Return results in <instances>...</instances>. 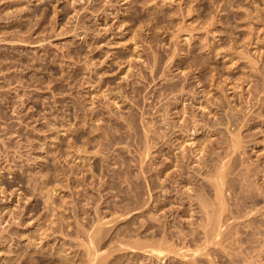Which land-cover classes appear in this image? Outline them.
I'll list each match as a JSON object with an SVG mask.
<instances>
[{"label":"rangeland","instance_id":"rangeland-1","mask_svg":"<svg viewBox=\"0 0 264 264\" xmlns=\"http://www.w3.org/2000/svg\"><path fill=\"white\" fill-rule=\"evenodd\" d=\"M163 1L0 0V237H3L0 238V264H91L90 249L100 253L95 261L100 264H233L230 257L235 255V264L245 263L244 253L237 254L241 249L237 245L230 242L222 245L218 238L210 244L206 242L199 227L203 213L198 204L190 205L187 195L190 186L208 182L206 167L193 161L195 158L189 151L207 143L208 150L214 151L213 155H207L209 164L221 155L223 158L230 143L225 128L228 124L217 126L223 128V133L208 127L193 136L183 133L178 140L172 135V142H176V147L181 143V150L166 149L170 155L168 160V155L156 150L157 146L153 148V138L149 142L145 136L142 139L145 132L139 120L143 118L140 111L142 107L148 110L151 107L136 91L144 83V75H149L148 60L153 61L158 55L169 59L166 60L169 70L165 66V77L160 75L154 82L158 84L149 87L147 92L152 88L160 92L168 81L185 82V72L188 73L186 84L200 91L205 86L203 82L199 84L196 76L203 75L205 89L209 88L207 96L202 97L201 92L198 102L190 104L191 100H182L176 106L170 98L173 102L170 108H174L169 120L180 126L181 117L189 116L192 111L203 119L200 122L205 123V118L209 122L213 120L211 124L216 120L227 121L226 110L231 106L236 113L239 111L242 119H245L244 113L248 114L251 120L245 121L250 124L243 126L248 128H243L240 135L242 148L229 158L235 157L240 165L235 171H244L243 164L248 163L261 165L263 169L264 0ZM171 53L177 57L171 55V59ZM194 56L201 62L197 68L190 66ZM178 64L182 65L180 69ZM163 101L154 99L158 106ZM216 101L225 105L219 107ZM200 102L210 105L203 110ZM131 114L139 117L141 129L136 132L141 134L142 130L141 135L134 134V129V132L129 130L125 118ZM128 132L134 134L133 138ZM138 136H141L139 142L145 140L146 145L152 146L145 162L140 161L145 142L141 145ZM138 147H144L139 150L142 153L137 151ZM182 150L191 154L190 169H185L183 178L176 174V182L165 180L170 172L178 170L175 158ZM244 156L246 162H242ZM140 166L146 172L142 173ZM127 171L135 181L147 182L149 186L145 184V188L141 184L145 194ZM129 176L136 185L130 183ZM254 176L255 183L264 185L263 173ZM153 181L159 188L150 185ZM236 182L240 184V178ZM163 183L171 187L168 186L166 193L161 191ZM137 193L141 198L138 203L132 201ZM138 194L135 199H139ZM203 194L210 200L211 195ZM180 195H185L184 199ZM263 218L264 215L257 217ZM80 227L86 232L80 231ZM87 229L91 234L94 229L99 232L94 236L95 241L90 240ZM253 238L254 254L259 253L260 259L257 264H264L263 232ZM152 242L161 249L167 246L164 249L167 252L158 256V251H154L157 254L150 251V246L151 250L156 247ZM162 243L166 245L162 247Z\"/></svg>","mask_w":264,"mask_h":264},{"label":"bare ground","instance_id":"bare-ground-1","mask_svg":"<svg viewBox=\"0 0 264 264\" xmlns=\"http://www.w3.org/2000/svg\"><path fill=\"white\" fill-rule=\"evenodd\" d=\"M77 1H79V0H77ZM147 1V0H146ZM165 1V0H164ZM163 1V2H164ZM166 1H168V0H166ZM173 1L171 0V3H172ZM74 3V2H73ZM76 4V3H75ZM157 4V3H156ZM167 4V3H166ZM82 7V6H81ZM132 8V7H131ZM187 8V7H186ZM181 9V8H180ZM183 10V9H182ZM182 10H180V11H182ZM187 11H189V10H191V8L188 10V9H186ZM188 13V12H187ZM186 13V14H187ZM247 13H249V12H247ZM183 16V15H182ZM249 16H251V15H249ZM184 18V17H183ZM155 19V18H154ZM183 20V19H182ZM185 20V19H184ZM218 20V19H217ZM216 20V21H217ZM182 22V21H181ZM185 22V21H184ZM215 22V21H214ZM186 24V23H185ZM214 24V23H213ZM187 27V26H186ZM193 27V26H192ZM183 28H185L184 26H183ZM188 28V27H187ZM186 28V29H187ZM176 29H178V28H176ZM193 29H194V27H193ZM193 29H192V31H193ZM178 30H180V29H178ZM178 30H176V31H178ZM183 30V29H182ZM187 30H189V28L187 29ZM181 31V30H180ZM180 31H178L179 33H180ZM190 31V30H189ZM191 31V32H192ZM174 32V31H173ZM185 32H186V30H185ZM190 32V33H191ZM153 33V32H152ZM175 34V36H177L176 35V32L174 33ZM178 34V33H177ZM181 34V33H180ZM193 34V33H192ZM192 36V35H191ZM178 37V36H177ZM176 37V38H177ZM193 37V36H192ZM190 38V37H189ZM185 39V38H184ZM191 39V38H190ZM205 39V38H204ZM176 40V39H175ZM186 40H188V38L186 39ZM232 40V39H231ZM152 42V41H151ZM175 42V41H174ZM187 42V41H186ZM189 42V41H188ZM184 44V43H183ZM183 44H182V46H183ZM206 44V43H205ZM181 45V44H180ZM176 46V45H175ZM207 46V45H206ZM191 47V46H190ZM173 48V47H172ZM171 48V49H172ZM195 48V47H194ZM210 48V47H209ZM221 48V47H220ZM170 49V50H171ZM177 49V48H176ZM214 49V48H213ZM158 50V49H157ZM175 50V49H174ZM173 49H172V51H173V53L174 54H176L177 55V52H176V50L174 51ZM155 51V50H154ZM179 52V51H178ZM152 53H154V52H152ZM156 53V52H155ZM173 53H171L170 54V58L171 59H173L174 57H173ZM182 53V52H181ZM159 53H156V55H158ZM173 54V55H172ZM179 54V53H178ZM171 55H172V57H171ZM154 56V55H153ZM167 56V55H166ZM169 56V55H168ZM177 57V56H176ZM146 59H148V58H146ZM151 59V58H150ZM168 58H165V56H154L153 57V61H150L149 62V60H148V67H149V69H150V72H149V75H144V77H143V79H144V83L140 86V87H138L137 86V95H138V97H140V96H142L143 97V99L144 100H146L147 101V103H148V105H150V109L148 110L147 108H146V106L145 107H142V109H141V107H140V109H141V113H142V115H141V117H143L142 119H139V117L137 118V115H132V116H128L129 118H125L126 120H127V125H128V127H129V130H130V128H131V131H133V129H134V131H135V133L134 134H136L137 132H138V128H139V131H140V125H139V120H141V122H142V124H143V128H142V130L145 132L144 133V135H141L142 134V130H141V134L140 133H137V135L138 134H140L141 136H143V138L142 139H144V136H145V140L147 141V142H149L150 141V139L151 138H153V148L155 147V146H157L158 147V149L156 148V150L157 151H160L161 152V154L162 155H168V157H166V158H168V160H169V157H170V155H169V153L167 154L166 153V149H169V152H172V151H174L175 149H177V148H180L181 147V143H180V145H178L177 147H176V145H175V143L174 142H172L173 140L171 139L173 136L172 135H174V137H177L176 139L178 140L179 138H181V137H183V136H181V135H184L183 133H185V134H188V135H194L196 132H198L200 129H204V130H206L208 127H212V129H214V130H216V131H219L220 133H223V128L222 129H220V127H217V126H220L221 124H228L227 126L228 127H225V128H227V140H228V138H229V141H230V143H229V145H228V150H227V155H225L223 158H221V154H219V155H221V156H219L220 157V159H212V160H215V162L214 161H212V163H208V158H207V155L209 156L210 154H212L213 155V153H214V151H209L208 150V147L210 146V144H207L206 143V145H209L208 147H206V145H204L203 147H201L200 149H198V147H197V149L195 150V149H192V151H189V152H191V154H192V156L195 158V160H193V161H195V162H197L198 164H199V166L200 167H206V169H207V171H206V173L208 172V174L206 175L207 177V179L206 180H208V182H202V184L200 183L199 185H198V187H193V186H190L189 187V193H187V195H188V197H189V199H188V202H190V205H193V204H198V206H199V211H201L203 214L200 216V217H202L201 218V220H200V222H199V227H201V229H202V231H200V232H203L205 235L204 236H206V242H208L209 244H210V242H214L215 241V239L216 238H218V242L220 243V244H224L225 242H227V243H225L224 245H226V244H228L229 242H230V244H232V245H237L238 246V248H241L238 252H237V254H240V253H244V255L242 256L243 257V259H242V261L244 262L245 261V263L244 264H257V261L258 260H260L259 258H258V254L256 255V254H254L255 253V248L253 249V245H252V243H254L253 241L255 240L254 238H253V236L255 235V234H259V233H261V232H263V235H264V218L263 219H257V217H258V215H264V204L263 205H261L263 202H264V185H260V182H258L259 184H257V183H255V182H257V181H255V179L254 178H256L254 175H260V173H261V175H262V173L264 174V167H263V169H261V165L259 166L258 164H257V166L256 165H254L253 163H251L250 165H249V163H248V165H245V164H243V166H246L245 167V169H244V171H241V170H243V169H241V170H238V171H235L236 169H238V168H240V167H238V166H240L239 165V163H238V161L235 159V157H233V156H231L230 158H229V156L231 155V154H234L238 149H240V148H242L241 147V137H240V135H241V130L244 128V129H247L248 128V126H247V128L246 127H243V126H246V124L251 120V116L249 117H247V115L248 114H246V113H244V118L245 119H242V117H240L239 115H238V113H239V111L236 113L235 111H234V107L232 108V106H231V108H230V105H229V107L228 108H230V109H228V110H226L227 112H226V114H227V121H224V120H220V121H218V120H216V121H214V123L213 124H211V122L213 121H210L209 122V118H208V121H206V118H205V123L204 124H202V125H200L202 122H200V119H202V118H198L197 117V113L196 114H194V112H190V114H189V116H186V115H183L184 117H181V120H182V118H183V120H182V122L180 123V126H178L175 122H174V120H173V122H171L170 120H169V114H171L170 113V111L174 108H170V105H171V103L173 104V102H175V106L178 104V102L179 101H187V100H191V102L190 101H188V102H190V104H194V102H198V99L200 98V96H199V94L201 93V92H203V96L202 97H206L207 96V94H208V91H209V88H207L208 89V91H207V89H205L206 88V84H205V81H204V79H203V75H200L199 77L198 76H196L197 77V79H199L198 81H199V84H201L202 82L204 83L203 84V86H205V88L204 89H201L200 91H198L199 90V88H194V87H192L191 86V88L186 84V80H187V78H186V76H188V73L187 72H185L184 73V69L183 70H181V73H184V75H183V80L185 81V82H181V81H178V82H173V83H169V81L166 83V84H163L162 85V87L160 88V92H158L157 90H155V88L153 89H151V90H149V92H147L148 91V89H150L149 87H154L156 84H158V82L157 83H154V82H156V80L157 79H159V77H160V75H164V77H165V75L166 74H163L164 73V71H165V66H166V70L168 69V65H169V63H167V62H169V61H166ZM131 60V59H130ZM169 60V59H168ZM251 60V59H250ZM170 61H173V60H170ZM204 61V60H203ZM144 62V61H143ZM253 62V61H252ZM167 64V65H166ZM199 64H201V62L199 61V59H198V57L197 56H194L193 57V61H192V64H190V66H194V67H198L199 66ZM253 64V63H252ZM251 64V65H252ZM254 64H255V62H254ZM253 64V65H254ZM130 65H132V64H130ZM179 65V64H178ZM204 65V64H203ZM146 66H147V64H146ZM181 66L182 65H179L177 68L178 69H180L181 68ZM206 66V68H207V70H208V67H207V65H204L203 67H205ZM130 67H132V66H130ZM139 68H141V67H139ZM191 68H193V67H191ZM206 68H204V69H206ZM261 69V68H260ZM128 70V69H127ZM140 70V69H139ZM169 70V69H168ZM167 70V71H168ZM187 70V69H186ZM203 70V69H202ZM250 70V69H249ZM189 71V70H188ZM197 71V70H196ZM128 72V71H127ZM132 72V71H131ZM142 72V71H141ZM194 72V71H193ZM192 72V73H193ZM205 73V72H204ZM130 74V73H129ZM132 74V73H131ZM247 74V73H246ZM252 74V73H251ZM142 76H143V74H141ZM168 76H169V74H167ZM127 76V75H126ZM130 76V75H129ZM167 76V77H168ZM215 76V75H214ZM244 76V75H243ZM141 77V76H140ZM195 78V77H194ZM170 79V78H169ZM231 79V78H230ZM196 80V79H195ZM212 80H213V78H212ZM171 81V80H170ZM241 81V80H240ZM136 83V82H135ZM189 83V82H188ZM195 83V82H194ZM198 84V85H199ZM222 84V83H221ZM241 84V83H240ZM194 85V84H193ZM212 85V84H211ZM214 85V84H213ZM202 86V85H201ZM238 86V85H237ZM160 87V86H159ZM188 87H189V89H188ZM236 87V86H235ZM124 88V87H123ZM230 88H233V86H231ZM158 89V88H157ZM211 89V88H210ZM214 89V88H213ZM225 89V88H224ZM227 89V88H226ZM264 89V88H263ZM257 90H260V89H257ZM120 91V90H119ZM222 91V90H221ZM255 91V90H254ZM147 92V93H146ZM211 92V91H210ZM224 92H226L225 90H224ZM126 93V92H125ZM152 93V95H150ZM250 93H251V91H250ZM249 93V94H250ZM128 94V93H127ZM126 94V95H127ZM226 94V93H225ZM254 94V93H253ZM258 94V96H259V93H257ZM130 95V94H129ZM140 95V96H139ZM172 97H171V96ZM213 95V94H212ZM136 96V95H135ZM247 96V95H246ZM126 97V96H125ZM133 97V96H132ZM222 97V96H221ZM221 97H219V98H221ZM242 97V96H241ZM129 98H131V97H129ZM134 98V97H133ZM132 98V99H133ZM151 98H153L152 100H151ZM160 99L161 101H165V99H167L165 102L163 101V102H161L162 103V105H157V103H159L158 101H157V103L155 104L154 103V99H156V100H158V99ZM170 98H173L174 100H173V102H172V100L170 99ZM223 98V97H222ZM233 98V97H232ZM255 99H256V97H254ZM126 99V98H125ZM135 99V98H134ZM137 99V98H136ZM212 101H213V99L212 98H210ZM209 99V100H210ZM226 99V98H225ZM230 99V98H229ZM229 99H228V103L230 104V102H229ZM234 99V98H233ZM216 100V99H215ZM258 100H259V98H258ZM113 101V100H112ZM137 101V100H136ZM146 101H143V102H146ZM211 101V102H212ZM247 101H249V100H247ZM117 102V101H116ZM131 102H133V101H131ZM207 102V101H206ZM250 102V101H249ZM118 103V102H117ZM116 103V104H117ZM160 103V104H161ZM205 102H200V106H202L203 107V110L204 109H207V106L208 105H210V104H212V103H210V101L208 102V103H210V104H208V105H205L204 104ZM214 103V102H213ZM216 103V105L217 106H219V107H221V106H224L223 105V103L222 102H215ZM214 103V104H215ZM134 104V103H133ZM145 104V103H144ZM186 104V103H185ZM195 105H196V103H195ZM198 105V106H199ZM213 105V104H212ZM246 105V104H245ZM253 105V104H252ZM131 106H133V105H131ZM247 106V105H246ZM251 106V105H250ZM263 106V105H262ZM148 107V106H147ZM213 107H214V105H213ZM212 107V108H213ZM241 107V106H240ZM239 107V108H240ZM243 107H245V106H243ZM195 108H196V106H195ZM247 108H248V106H247ZM246 108V109H247ZM252 108V107H251ZM211 109V108H210ZM220 109V108H219ZM225 109V108H224ZM242 109H244V108H242ZM245 109V110H246ZM217 110V109H216ZM178 111V110H177ZM183 111V110H182ZM186 108H184V114L186 113ZM194 111H195V109H194ZM208 110H206V112H207ZM237 111V110H236ZM253 111V110H252ZM251 111V112H252ZM135 112V111H134ZM176 112V111H175ZM179 112V111H178ZM177 112V113H178ZM196 112V111H195ZM210 112V111H209ZM216 112V111H215ZM242 112H244V111H242ZM246 112V111H245ZM248 112V111H247ZM251 112H250V115H251ZM258 112V111H257ZM138 113V112H137ZM173 113H174V110H173ZM202 113H204V112H202ZM249 113V112H248ZM146 114H148V115H150L151 117L150 118H145V116L144 115H146ZM172 115V114H171ZM179 115V114H178ZM188 115V114H187ZM203 115V114H202ZM213 115H214V113H213ZM173 116V115H172ZM200 116V115H199ZM220 116V115H219ZM148 117V116H147ZM252 117L254 118V116L252 115ZM180 118V117H179ZM203 118H204V116H203ZM213 118V117H212ZM221 118V117H220ZM259 118V117H258ZM257 118V119H258ZM139 119V120H138ZM147 119V120H146ZM150 121H149V120ZM210 119H211V117H210ZM218 119V118H217ZM223 119V118H222ZM242 119V120H241ZM180 120V121H181ZM203 120V119H202ZM245 120H249L248 122L247 121H245ZM254 120V119H253ZM143 121H144V123H143ZM176 121V120H175ZM124 122H125V120H124ZM140 122V123H141ZM242 124V125H241ZM249 124H250V122H249ZM248 124V125H249ZM258 124V123H257ZM157 125V126H156ZM252 125V124H251ZM155 126V127H154ZM222 126H224V125H222ZM226 126V125H225ZM250 126V125H249ZM154 127V128H153ZM177 127H178V129H177ZM234 127V128H233ZM206 128V129H205ZM251 128V127H250ZM255 128V127H254ZM209 129V128H208ZM207 129V130H208ZM213 130V131H214ZM251 130V129H250ZM133 131V132H134ZM137 131V132H136ZM246 131V130H245ZM106 132V131H105ZM177 132H180L179 134H177ZM129 134H128V136H130V137H132L133 138V135L134 134H132V133H130V132H128ZM263 133V132H262ZM130 134H132V136L130 135ZM247 134V133H246ZM252 134V133H251ZM136 135V136H137ZM221 135V134H220ZM224 135H225V132H224ZM248 135V134H247ZM246 135V136H247ZM254 135V134H253ZM141 136L139 137L138 136V139H137V137H136V139L138 140V142H139V140H141L140 138H141ZM244 136V135H243ZM260 136V135H259ZM185 137V136H184ZM187 137H189V136H187ZM219 137V136H218ZM223 137L224 136H222V139H223ZM226 137V136H225ZM248 137V136H247ZM251 137V136H250ZM127 138V137H126ZM131 138V139H132ZM190 138V137H189ZM246 138V137H245ZM113 139V138H112ZM129 138H127V140H128ZM130 139V140H131ZM221 139V140H222ZM246 139H248V138H246ZM245 139V140H246ZM255 139V138H254ZM111 140V139H110ZM145 140H144V142H145ZM216 140H218L219 141V139H217L216 138ZM215 140V141H216ZM242 140H244V137L242 138ZM126 141V140H125ZM175 141V140H174ZM210 141V140H209ZM208 141V142H209ZM212 141V140H211ZM210 141V142H211ZM138 142L136 143V144H138ZM142 142H143V140H142ZM142 142H139V143H141V145L144 143H142ZM178 142H180V141H178ZM195 142V141H194ZM212 142H214V141H212ZM217 142V141H216ZM260 142V141H259ZM258 142V143H259ZM119 143V142H118ZM123 143V142H122ZM127 143V142H126ZM191 143H193V142H191ZM205 143V142H204ZM255 143V142H254ZM256 143H257V141H256ZM134 144H135V141H134ZM133 144V145H134ZM135 144V145H136ZM168 144V145H167ZM179 144V143H178ZM213 144V143H212ZM215 144V143H214ZM218 144V143H217ZM227 144V143H226ZM116 145V144H115ZM131 145V144H130ZM140 144H138V146H139ZM164 145H166V146H164ZM189 145H191V144H189ZM197 145V144H196ZM244 145V144H243ZM129 146V145H128ZM145 148H144V150L142 151V149H140L139 147V149L137 150V151H139V150H141L142 152H143V157L142 156H140V158H142V160H140L141 162H145V160H146V157H148V155H150L151 154V150H152V146L151 145H149V144H147L146 145V142H145ZM174 146H175V148H174ZM217 146H219V144L217 145ZM223 146V145H222ZM224 146H227V145H224ZM135 147V146H134ZM136 147H137V145H136ZM135 147V148H136ZM142 147V146H141ZM183 147V146H182ZM213 147H214V145H213ZM131 148V147H130ZM218 148V147H217ZM221 148V147H220ZM224 148V147H223ZM113 149V148H112ZM137 149V148H136ZM185 149V148H184ZM188 149V148H187ZM155 150V151H156ZM180 150H181V148H180ZM210 150H212V149H210ZM219 150V149H218ZM222 150V149H221ZM221 150L219 151V152H221ZM246 150V149H245ZM120 151V150H119ZM141 151H139V152H141ZM154 151V152H155ZM168 151V150H167ZM141 152V153H142ZM160 152H158V153H160ZM185 152H188V150L187 151H185V150H182V154L181 155H177L176 156V162H175V164H176V167H177V169L178 170H176V173L174 172V173H172V174H168V172L166 173V174H168L167 175V178H165V180H168V181H170V182H176L177 180H176V178H174L175 176H176V174L177 175H180V177L181 178H183V175H184V173H185V169L187 168H189L188 166V164H189V161H190V155H188L187 153H185ZM144 153H146V155H145V157H144ZM247 154V153H246ZM153 155V154H152ZM211 155V156H212ZM218 156L216 157V158H218ZM247 156V155H246ZM246 156H244V158H242V162L244 161V162H246L244 159H245V157ZM155 157V156H154ZM193 157H191V158H193ZM213 157V156H212ZM228 157V159H226ZM238 157V156H237ZM241 157V156H240ZM115 158V157H114ZM139 158V159H140ZM214 158V157H213ZM136 159V158H135ZM240 159V158H239ZM238 159V160H239ZM248 159H250V158H248ZM247 159V160H248ZM122 160V159H121ZM151 160V159H150ZM154 160V159H153ZM167 160V159H166ZM165 160V161H166ZM210 160V159H209ZM253 160V159H252ZM124 161H126V159L124 158ZM148 161V160H147ZM121 162H123V161H121ZM127 162V161H126ZM140 162V163H141ZM168 162V161H167ZM192 162V161H191ZM214 162V163H213ZM248 162V161H247ZM251 162V161H250ZM254 162V161H253ZM136 163V162H135ZM170 163V162H169ZM255 163V162H254ZM121 164H126L127 165V163H121ZM157 164V163H156ZM252 164H253V166H252ZM126 165H124L125 167H126ZM191 165V164H190ZM123 166V167H124ZM129 166V165H128ZM127 166V167H128ZM142 166V165H141ZM140 166V167H141ZM146 166V165H145ZM175 166V165H174ZM242 166V167H243ZM143 167V166H142ZM140 168L141 170L140 171H142V173H143V170L146 172V169L145 168ZM163 167V166H162ZM196 167V166H195ZM211 167H213V168H211ZM128 168H130V166L128 167ZM128 168H126V169H128ZM167 168V167H166ZM165 168V170H167ZM126 169H125V173H126ZM190 169V168H189ZM188 169V170H189ZM193 169V168H192ZM199 169V168H198ZM123 170H124V168H123ZM121 171V170H120ZM131 171V170H130ZM159 171V170H158ZM162 171V170H161ZM160 171V172H161ZM175 171V170H174ZM129 171H127V174L128 175H130L131 173H128ZM159 172V173H160ZM162 172H164V170L162 171ZM119 173V172H118ZM123 173V172H122ZM141 172H140V174H142ZM192 173H194V172H192ZM126 174V176L125 175H123V176H125V177H127L128 175ZM175 174V175H174ZM200 174V173H199ZM122 175V174H121ZM144 175V174H143ZM205 175V174H204ZM131 176V175H130ZM130 176H129V178H130ZM165 176V175H164ZM200 176V175H199ZM253 176H254V178H253ZM144 177V176H143ZM237 177L238 178H240V184H238L237 182H236V179H237ZM262 177V176H261ZM260 177V178H261ZM117 178H118V176H117ZM131 178H132V176H131ZM131 178L130 179H128L129 181L131 180ZM150 178V177H149ZM177 178H178V176H177ZM192 178V177H191ZM126 179V178H125ZM133 180H134V178H132ZM138 179V178H137ZM145 179V178H144ZM159 179V178H158ZM180 179V178H179ZM258 179H259V176H258ZM127 180V181H128ZM136 180V179H135ZM134 180V181H135ZM140 180V179H139ZM147 180H148V178H147ZM146 180V181H147ZM151 180H153V179H151L150 178V181ZM164 180V179H163ZM162 180V181H163ZM180 180H182V179H180ZM141 181V183L139 182V181H135V183L136 182H138L139 184H138V186H141V184L144 182H142V180H140ZM149 181V180H148ZM161 181V182H162ZM167 181V182H168ZM184 181V180H183ZM186 181V180H185ZM195 181V180H194ZM255 181V182H254ZM264 181V180H263ZM133 181L131 180V182L130 183H132ZM161 182H158V183H161ZM166 182V181H165ZM169 182V183H170ZM134 182H133V185H136ZM151 183V182H150ZM153 183H154V181H153ZM157 183V182H156ZM129 184V183H128ZM145 184H147V182H145ZM145 184H142V186L144 187L145 186ZM164 184V183H163ZM194 184V183H193ZM109 185V184H108ZM130 185V184H129ZM132 184H131V186H133ZM148 185V184H147ZM151 186H154L155 185V183L154 184H150ZM157 185V186H156ZM155 185V187H156V189H157V187L159 188V186H158V184H156ZM159 185H162V183L161 184H159ZM187 185H189L188 183H187ZM142 186H141V188H142ZM149 186V185H148ZM150 186V187H151ZM169 185H163L162 186V192H164V193H166V192H168V189H170L169 187H168ZM112 187V186H111ZM146 187V186H145ZM144 187V188H145ZM154 187V188H155ZM188 187V186H187ZM140 188V187H139ZM144 188H142V191H143V194H145V192H144ZM149 188V187H148ZM147 188V189H148ZM152 188L153 187H151V191H153L152 190ZM174 188V187H173ZM176 189V188H175ZM178 189V188H177ZM211 189H213V191H214V193L212 192V194L214 195V196H212L211 195ZM141 190V189H140ZM171 190H173V189H171ZM171 190H170V192H171ZM200 190V191H199ZM202 190H205L206 192H207V194L208 193H210V194H208V197L210 196V200H208V198L206 199V196L204 197L203 195V193H205L206 194V192L205 191H202ZM149 191V190H148ZM166 191V192H165ZM178 191V190H177ZM229 191H230V194H229ZM141 191H139V193H140ZM192 192V193H191ZM51 193V192H50ZM142 193V192H141ZM149 193H151L152 194V192H149ZM138 194V193H137ZM136 194V195H137ZM157 195H158V193H156ZM163 194V193H162ZM181 194V193H180ZM184 194V193H183ZM186 194V193H185ZM136 195H134V199L132 200V201H134V202H136V203H138L139 202V200H141V198L139 197V195L140 194H138V196L137 197H139V199L138 198H136L135 199V196ZM142 195V194H141ZM164 195V194H163ZM50 196H52V195H50ZM153 196V195H152ZM165 196V195H164ZM181 196V195H180ZM142 197V196H141ZM184 197H185V195L182 197L181 196V198H183L184 199ZM212 197H213V200H211L212 199ZM53 198V197H52ZM143 198V197H142ZM186 199V198H185ZM138 200V201H137ZM164 200V199H163ZM230 200H232V201H230ZM51 201V200H50ZM159 201V200H158ZM184 203V202H183ZM56 205V204H55ZM58 208V207H57ZM56 209V208H55ZM130 210V209H129ZM192 210V209H191ZM192 215V214H191ZM17 218V217H16ZM78 218V217H77ZM230 219H233L231 222H230ZM101 219H99V221H100ZM98 221V220H97ZM196 221V220H195ZM193 222V221H192ZM230 222V223H229ZM247 222V224H245ZM79 223V222H78ZM100 223V222H99ZM194 223V222H193ZM241 223V224H240ZM97 224H98V222H97ZM105 224V223H104ZM237 224H240V225H237ZM81 225V224H80ZM99 225V224H98ZM198 225V224H197ZM244 225H246V227L247 228H245L244 227ZM83 226V225H82ZM103 227V226H102ZM54 228V227H53ZM96 228H97V225H96ZM100 229H101V227H99ZM80 229V231L83 229H81V227L79 228ZM79 229H77L78 231H79ZM196 229V228H195ZM57 230V229H56ZM84 230V229H83ZM95 230V232H94V234L92 233L91 234V231H90V240H93V238H94V236H98V231H96V229H94ZM99 230V229H98ZM194 230V229H193ZM80 231H79V233H80ZM85 231V230H84ZM87 231H88V229H87ZM88 231V232H89ZM101 231V230H100ZM103 231V230H102ZM102 231H101V233H102ZM166 231V230H165ZM195 231V230H194ZM86 232V231H85ZM98 232V233H97ZM181 232V231H180ZM170 233V232H169ZM172 233H174V232H172ZM81 234V233H80ZM87 234V236H89ZM97 234V235H96ZM244 234H246V235H244ZM13 235V234H12ZM168 235V234H167ZM173 235V234H172ZM93 236V237H92ZM100 236V235H99ZM177 236H179L178 234H177ZM180 236H182V234L180 233ZM187 236V235H186ZM259 236V235H258ZM16 237H17V235H16ZM164 237V236H163ZM0 238H3V237H0ZM101 238V237H100ZM182 238H183V236H182ZM186 238V237H185ZM220 238V239H219ZM255 238H256V236H255ZM178 239V238H177ZM87 240V239H86ZM85 240V241H86ZM88 240H89V238H88ZM87 240V241H88ZM157 240V239H156ZM161 240H164V239H161ZM160 240V241H161ZM256 240H257V238H256ZM94 241H95V238H94ZM101 241V240H100ZM165 241V240H164ZM163 242V241H162ZM169 242V241H168ZM183 242V241H182ZM256 242V241H255ZM261 242V241H260ZM94 242L92 241V242H90V244L92 245ZM96 243V242H95ZM100 243V242H99ZM129 243V242H128ZM141 243V242H140ZM152 243H154V245H155V243L156 242H152ZM152 243H151V245H152ZM171 243V242H170ZM184 243V242H183ZM246 243V246L244 245ZM89 244V245H90ZM138 244V243H137ZM162 244H164V245H162V247L163 246H165L166 244L165 243H162ZM213 244V243H212ZM98 246H99V244H97ZM141 246H142V244H140ZM159 245H160V243H159ZM200 245H202V244H200ZM207 245V244H206ZM205 245V246H206ZM219 245V244H218ZM259 245V244H258ZM84 246H86V245H84ZM141 246H139V248L141 247ZM161 246V245H160ZM172 246V245H171ZM221 246V245H220ZM88 247V246H87ZM91 247H93V248H95V246H90L89 248H91ZM149 247V246H148ZM169 247V246H168ZM173 247V246H172ZM254 247H256L255 246V244H254ZM92 248V249H93ZM166 248H167V246H166ZM166 248H164V249H166ZM261 250H263V248H264V244H262L261 243ZM96 249H97V247H96ZM164 249H161V248H159V247H157V243H156V247L154 246V248H152V250H151V246H150V248H149V250L150 251H158L157 253H158V256L159 255H162V253L163 252H165L164 251ZM171 249V250H170ZM200 249H202V248H200ZM206 249V248H205ZM88 250V249H87ZM98 250V249H97ZM168 250V249H167ZM199 250V249H198ZM255 250V251H254ZM257 250H259V249H257ZM261 250H259V251H261ZM103 251V250H102ZM101 251V252H102ZM169 251H172V248L170 247L169 248ZM173 251H176L175 249L173 250ZM182 251V250H181ZM88 252H89V250H88ZM156 252H154V253H156ZM167 252V251H166ZM165 252V253H166ZM183 252H185V251H183ZM226 252V251H225ZM156 253V254H157ZM208 253V252H207ZM25 254H27V253H25ZM30 254V253H29ZM59 256H60V253H57ZM66 254V253H65ZM90 254H91V259H89V260H91L92 261V263L91 264H93V263H95V261H96V259L98 258L97 256H98V254H100L98 251H95L94 250V252L92 251L91 252V249H90ZM179 254H180V252H179ZM182 254V253H181ZM184 254H187V252L186 253H184ZM183 254V255H184ZM203 254V253H202ZM263 254V253H262ZM24 255V254H23ZM67 255V254H66ZM165 255V254H164ZM201 255V254H200ZM261 255V254H260ZM19 256H21L19 253H18V257ZM54 256V255H53ZM61 256H62V253H61ZM189 256V255H188ZM262 256V255H261ZM57 257V256H56ZM63 257H65V256H63ZM89 257V258H90ZM104 258H105V256H103ZM165 257V256H164ZM225 257V256H224ZM230 257V256H229ZM241 257V258H242ZM20 258H22V257H20ZM26 258V257H25ZM70 258V257H69ZM240 258V259H241ZM61 259V258H60ZM65 259H66V257H65ZM103 259V258H102ZM217 259V258H216ZM230 261H232L233 262V264H235L234 262L236 261V259H237V255H235V256H233V257H230ZM16 260V259H15ZM22 260V259H21ZM57 260V259H56ZM71 260H72V258H71ZM229 260V259H228ZM239 260V259H238ZM14 261V260H13ZM62 261V260H61ZM60 261V262H61ZM66 261V260H65ZM68 261V260H67ZM90 261V262H91ZM99 261H97L95 264H100V263H98ZM105 262V261H104ZM70 263V262H69ZM72 264H73V262H71ZM10 264H12V263H10ZM64 264H67L66 262L64 263ZM243 264V263H242ZM259 264V263H258Z\"/></svg>","mask_w":264,"mask_h":264}]
</instances>
